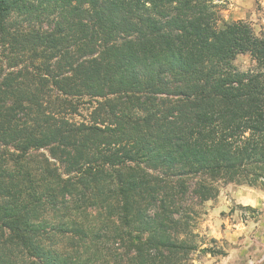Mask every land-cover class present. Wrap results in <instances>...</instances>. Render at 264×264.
<instances>
[{
  "label": "trees",
  "instance_id": "trees-1",
  "mask_svg": "<svg viewBox=\"0 0 264 264\" xmlns=\"http://www.w3.org/2000/svg\"><path fill=\"white\" fill-rule=\"evenodd\" d=\"M159 167L203 201L219 180L264 189V30L215 0H0V264L226 255L180 235Z\"/></svg>",
  "mask_w": 264,
  "mask_h": 264
},
{
  "label": "rangeland",
  "instance_id": "rangeland-1",
  "mask_svg": "<svg viewBox=\"0 0 264 264\" xmlns=\"http://www.w3.org/2000/svg\"><path fill=\"white\" fill-rule=\"evenodd\" d=\"M215 2L219 6L223 24L244 20L256 33L264 30L262 0H215ZM28 25L36 29H51L54 22L51 18H43L27 23V28ZM234 63L240 69L253 66V61L248 55H238ZM180 170L179 167L149 169L159 186L166 187L172 195L174 202L171 207L172 218L181 221V228H178L180 235H185L186 232L183 230L184 222L188 224L189 231L199 234L195 237L196 240L204 236L205 243L219 246L226 251L224 256L195 252L192 254L194 264H264V189L219 180L214 182L218 194L203 201L194 191L200 178L183 177ZM162 196L163 193L160 192L158 197ZM98 209L89 210L90 218H104V214ZM185 212H189L187 215L191 217L188 219L189 222L183 220ZM111 221L114 224L119 223L114 216H111ZM210 238H215L216 243H211ZM75 241L77 243L79 239ZM80 244L81 242L78 243ZM123 248V245H119V251Z\"/></svg>",
  "mask_w": 264,
  "mask_h": 264
},
{
  "label": "crops",
  "instance_id": "crops-1",
  "mask_svg": "<svg viewBox=\"0 0 264 264\" xmlns=\"http://www.w3.org/2000/svg\"><path fill=\"white\" fill-rule=\"evenodd\" d=\"M262 5H263V7H264V0H262Z\"/></svg>",
  "mask_w": 264,
  "mask_h": 264
}]
</instances>
